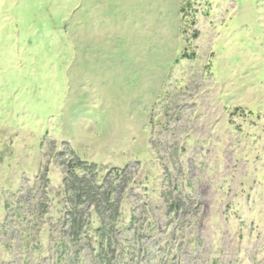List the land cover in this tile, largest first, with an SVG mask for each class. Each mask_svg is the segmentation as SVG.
<instances>
[{"label":"rangeland","instance_id":"374dc122","mask_svg":"<svg viewBox=\"0 0 264 264\" xmlns=\"http://www.w3.org/2000/svg\"><path fill=\"white\" fill-rule=\"evenodd\" d=\"M75 160L110 264H264V0H0V264H102Z\"/></svg>","mask_w":264,"mask_h":264},{"label":"trees","instance_id":"16d2710c","mask_svg":"<svg viewBox=\"0 0 264 264\" xmlns=\"http://www.w3.org/2000/svg\"><path fill=\"white\" fill-rule=\"evenodd\" d=\"M96 170L97 166L88 165L80 160L72 161L67 165L61 193L67 209L64 226L71 242H79L85 234L84 229L87 227L89 231L91 228V222L85 220L87 215L89 217L94 211L101 221L100 226L95 229L94 236V242L97 243L98 248L97 255L102 264H110V261L106 259L110 242L115 240V228L113 223L106 221L107 217H105L99 201L102 200L106 207L112 208L115 214L118 210L119 201L113 197L112 185L103 189V185L98 183ZM100 195L102 196L101 200L98 199ZM90 209L93 211L91 212Z\"/></svg>","mask_w":264,"mask_h":264}]
</instances>
